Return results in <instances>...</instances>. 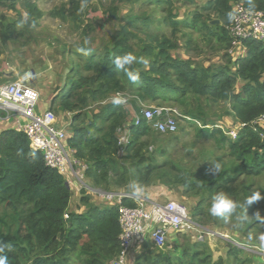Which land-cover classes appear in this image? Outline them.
I'll return each mask as SVG.
<instances>
[{"label":"rangeland","instance_id":"rangeland-1","mask_svg":"<svg viewBox=\"0 0 264 264\" xmlns=\"http://www.w3.org/2000/svg\"><path fill=\"white\" fill-rule=\"evenodd\" d=\"M214 1L2 0L0 83L12 82L18 75L31 73L28 81L41 93L37 109L41 111L48 108V104L53 102L52 112L57 117L59 126H65L70 136L75 128L87 130L91 136L106 135L109 129H104L97 114L113 104L112 99L117 95H123L128 100L127 104L120 105L126 116V124L148 107L161 108L174 115L178 123L176 134L162 136L149 129L142 138L132 142L125 154H119L118 151L112 153L109 157L113 161L111 169L122 167L121 172L127 169L130 173L118 176L102 188L129 192L132 191L129 185L135 182L142 188L140 193L146 196L160 192L178 194L177 199L187 206L190 224L195 230L171 233L165 248L158 251L174 257L182 250L192 248L204 251L213 259L222 258L225 264H264V250L258 247L257 239L261 225L256 224L250 212L259 207L260 214L264 209V199L253 202L256 203L255 208L246 209L251 222L240 229L233 227L234 221L225 223L221 218L212 217L207 211L212 196L221 190L238 201L245 200L256 191L261 192L264 197V173L260 176L240 175L237 173L240 165L230 157L229 152L216 144L214 139L199 133L201 129L220 130L231 141L229 135L232 131L239 130V122L234 117L230 101L216 100L210 95L186 89L179 82L178 73L172 70L163 74L167 75L169 83L178 91L182 90L184 97L179 99L183 100L182 104L176 102V95H168L170 99H144L127 90L98 91L101 83L91 80L94 74L79 69L87 56L77 51L79 47L91 48L89 55L98 56L117 48L125 54L132 53L148 60L147 65L134 63L131 67L139 74L152 75L163 67L167 68L165 61L158 56L160 49L164 48L172 59L185 62L192 68L218 75L227 71L233 76L234 70H228L233 66L232 60L242 57L246 51L241 46L232 45L227 48L209 32L216 24L214 22L221 24ZM26 2L31 3L30 10L26 9ZM235 3L238 1L230 4ZM24 12L29 14V24L17 27ZM33 22L34 27H30ZM30 39L33 40L29 43ZM86 39L89 43L84 45ZM28 43L33 45L28 46ZM169 46L173 48L170 49ZM79 56L84 59L79 60ZM80 77L87 79L82 85ZM71 81H78L81 86L69 93V89L73 87L70 85ZM260 81L264 82V73L260 74ZM243 86L244 83L237 79L231 93L242 95ZM65 96L74 104L70 111H65L60 106V101ZM0 116L3 117L4 114L0 112ZM93 123H96L97 130L90 128ZM255 127L264 135V122L257 123ZM3 129H12V125L0 123V130ZM99 130L102 132H98ZM135 134L136 131L133 135ZM136 151L138 156H134ZM140 157L148 159L145 160L146 163L158 167L146 179L133 174V164ZM213 160L223 165L221 173L216 176L209 172ZM218 176L231 180L226 181V185L223 184L224 189L211 193L205 185ZM84 179L88 186H95L88 181L89 178L84 176ZM117 180L121 186L115 185L114 181ZM76 183L79 185V182ZM190 184H194L193 189H189ZM159 198L152 200H165ZM201 233L204 238L197 242L196 237ZM234 249L238 251L237 258L228 256L229 251Z\"/></svg>","mask_w":264,"mask_h":264},{"label":"trees","instance_id":"trees-1","mask_svg":"<svg viewBox=\"0 0 264 264\" xmlns=\"http://www.w3.org/2000/svg\"><path fill=\"white\" fill-rule=\"evenodd\" d=\"M234 1L240 0L214 1L221 24L212 27L217 32L212 29L209 31L227 48H230L232 43L225 25L230 22L228 13H232L230 3ZM243 4L249 10L259 11L264 16V0H243ZM25 6L28 10L32 8L30 2H26ZM31 40L33 39H30L29 43ZM242 44L246 55L233 59L232 68H228L230 72L234 70L233 76L227 71L218 75L207 71L206 73L204 69L192 68L185 62L172 59L164 48L160 49L158 56L166 62L164 64L167 68L163 67L152 75L139 74V80L135 83L129 81L123 72L114 69L113 59L125 54L117 48L105 52L103 56L87 55L85 63L79 69L94 74L91 80L101 83L98 91L127 90L144 99H170L168 95H176L178 96H175L176 102L182 104L183 100H179L184 97L182 90L178 91L169 83L167 75L163 74L172 70L178 73V80L186 89L210 95L216 100H229L235 119L244 125L237 131L236 140L230 141V138L220 130L201 129L199 133L214 139L216 144L229 152L230 157L240 165L237 173L260 176L264 173V135L253 123L264 116V82L260 81V74L264 73V46L248 40ZM80 58L84 59L79 56V60ZM237 79L244 83L242 95L231 93ZM86 80L80 77L81 85ZM70 85L73 87L69 89V93L81 86L78 81H71ZM60 106L65 111H70L74 104L65 96L61 99ZM52 107L53 102L51 109ZM97 118L102 121L105 130L109 129L106 135L91 136L87 130L75 128L67 143L73 151L74 158L88 165L85 177L95 186H108L118 176L130 173L127 169L121 172L122 167L111 169L113 161L109 158L118 150L116 130L127 121L121 106L114 104L101 110ZM90 128L95 130L96 123L91 124ZM148 130L149 128L145 126L132 127V132L136 131L133 141L142 138ZM134 156H138L137 151ZM145 160L148 159L140 157L133 164V174L141 179H146L158 168L157 165L146 163ZM228 180L231 179L226 180L218 176L205 186L213 193L218 189H224L223 184L226 185ZM114 182L116 186H121L118 180ZM188 186L189 189H193L194 184ZM82 190L84 194L85 190L83 188ZM71 197L72 192L67 182L57 172L44 165L41 155L30 149L23 133L14 129L0 132V243L11 244L12 251L6 253L9 264L113 263L120 252L117 208L97 207L90 204L84 195L81 203L86 207L85 214H68L66 211ZM123 204L134 206L129 200H124ZM255 207L256 203H252L247 205L246 209ZM258 210L259 207L250 212L254 215ZM260 216L264 217V209ZM254 221L256 224L261 223L256 219ZM190 249L192 251L186 248L179 255L171 257L156 250L148 242L134 264H225L222 258L213 259L204 251ZM237 252L236 249L229 251L228 256L237 258Z\"/></svg>","mask_w":264,"mask_h":264},{"label":"built area","instance_id":"built-area-1","mask_svg":"<svg viewBox=\"0 0 264 264\" xmlns=\"http://www.w3.org/2000/svg\"><path fill=\"white\" fill-rule=\"evenodd\" d=\"M232 13L235 19L225 28L232 45L244 48L242 43L248 40L264 46L262 13L249 10L240 1L232 5ZM29 93L36 95L33 97ZM39 102L38 90L22 80L0 83V112L4 114L3 117L0 116V122H10L14 130L23 133L30 149L39 153L44 165L61 175L68 185L71 184V178H74L73 182L78 181L83 186L85 175L82 174L88 169V165L74 158L73 151L67 143L72 134L71 136L68 134L65 126H59V121L51 108L39 111L37 109ZM260 122H264V116L253 125ZM141 126L162 136H171L178 131V123L174 115L161 108L142 109L129 124L116 130L119 154H125L126 149L133 142L132 127ZM238 127L241 129L244 125L239 124ZM229 136L235 140L237 132L232 131ZM82 188L89 189L86 185ZM92 192L101 197L108 206L117 208L120 252L112 264H127L134 240L141 248L149 242L155 249L161 250L171 238V233L180 234L184 230H195L190 224L187 206L177 200L166 198L158 202L143 193L137 194L133 191L92 190ZM124 200L132 201L134 206L124 205ZM203 238L204 235L201 233L196 237V241L199 242Z\"/></svg>","mask_w":264,"mask_h":264},{"label":"clouds","instance_id":"clouds-1","mask_svg":"<svg viewBox=\"0 0 264 264\" xmlns=\"http://www.w3.org/2000/svg\"><path fill=\"white\" fill-rule=\"evenodd\" d=\"M235 19L233 13H228V20L231 21ZM29 24V14L28 12H24L22 19L19 21L17 27H24V25ZM30 27H34V22L29 25ZM89 41L86 39L84 41V45H87ZM80 53L84 55H89L92 51L91 48L81 46L77 49ZM114 69L116 71L123 72L129 81L135 83L139 80V72L134 70L131 66L134 63H143L147 65L149 63L144 57H137L132 53H126L122 56H116L113 61ZM31 73H25L23 78L31 77ZM33 97L36 95L35 93H29ZM112 103L114 105H125L128 103L127 97L123 95H117L112 99ZM34 155V153H33ZM223 165L219 161L213 160L210 163L209 172L216 176L221 173ZM129 188L134 193H140L142 191L141 186L136 184L135 182L129 185ZM264 199L261 196V192L256 191L253 192L250 196H248L243 201H238L232 199L225 191H218L214 196H212L209 206L207 208L208 214L212 217L221 218L225 223L230 221H234L233 227L240 229L245 224L250 223L251 219L246 214V206L252 204L253 202ZM258 221H260L261 229L257 234V239L259 241L258 247L264 250V217H261L259 212L257 211L251 217ZM12 251L11 244L8 243H0V264H9V257L6 253Z\"/></svg>","mask_w":264,"mask_h":264},{"label":"crops","instance_id":"crops-1","mask_svg":"<svg viewBox=\"0 0 264 264\" xmlns=\"http://www.w3.org/2000/svg\"><path fill=\"white\" fill-rule=\"evenodd\" d=\"M214 23H216V22H214ZM31 45H33V44H29L28 46H31ZM244 53L245 54L243 56L246 55V52H244ZM23 77H24V75H18V77H17L16 80L19 79V80L25 81V83L27 85H30L31 86V84L29 82L30 79L23 78ZM33 88H35V87H33ZM38 92L40 93L39 90H38ZM48 108H51V104H48ZM0 123H10V122H0ZM3 130H7V129H3ZM3 130H0V132L3 131ZM88 181L91 182L89 179H88ZM76 182H78V181H74V182L73 181H70L71 184H69L70 191L72 192V197H71V200H70V203L68 205V208H67L66 213H68V214H70V213H74V214H85L86 207L84 205H82V203H81V198L84 195L88 198L90 204H92V205H95L97 207L108 206L105 203V201H103L101 199V197H99L98 195H96L95 193H93L92 190H94V191H96V190H102V191H105V192H112L114 190L102 188V186H93V187H90V186L87 185V182L86 181H83L84 182V185L83 186H82V184L79 183V185H80L79 186V185H77ZM85 185L89 189L84 188L85 192L83 194L82 187H84ZM167 193L170 194V195H168ZM172 193L173 192H171V193H169V192H160L159 194L152 193V195H149L148 194L147 196H149L151 199L161 197V200L163 198L164 199H166V198H169V199L172 198V199L178 201V199H177V198H179L178 194H174V193L172 194ZM161 195H163V197ZM134 241H135V243H134L132 249L130 250V252L128 254L127 264H134L135 259L139 256V254H141L143 252V249L137 245L136 240H134Z\"/></svg>","mask_w":264,"mask_h":264},{"label":"water","instance_id":"water-1","mask_svg":"<svg viewBox=\"0 0 264 264\" xmlns=\"http://www.w3.org/2000/svg\"><path fill=\"white\" fill-rule=\"evenodd\" d=\"M216 24H218V22L216 21Z\"/></svg>","mask_w":264,"mask_h":264}]
</instances>
